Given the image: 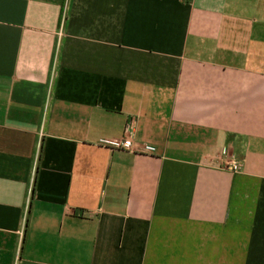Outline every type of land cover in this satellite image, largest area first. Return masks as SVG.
Here are the masks:
<instances>
[{
  "label": "crops",
  "instance_id": "0c3cea01",
  "mask_svg": "<svg viewBox=\"0 0 264 264\" xmlns=\"http://www.w3.org/2000/svg\"><path fill=\"white\" fill-rule=\"evenodd\" d=\"M0 264H264V0H0Z\"/></svg>",
  "mask_w": 264,
  "mask_h": 264
},
{
  "label": "built area",
  "instance_id": "2783aa9c",
  "mask_svg": "<svg viewBox=\"0 0 264 264\" xmlns=\"http://www.w3.org/2000/svg\"><path fill=\"white\" fill-rule=\"evenodd\" d=\"M131 144H132L131 140H126V141L123 143V148H125V149H129V148L131 147ZM232 166H233V169H234V170H238V169H239V165L236 164V163H233Z\"/></svg>",
  "mask_w": 264,
  "mask_h": 264
}]
</instances>
